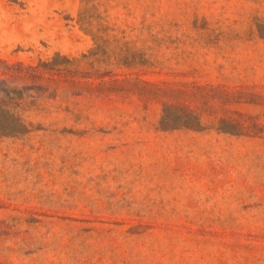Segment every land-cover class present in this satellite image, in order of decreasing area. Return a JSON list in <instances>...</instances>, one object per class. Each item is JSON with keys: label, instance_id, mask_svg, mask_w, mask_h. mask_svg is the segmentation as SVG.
<instances>
[{"label": "rangeland", "instance_id": "obj_1", "mask_svg": "<svg viewBox=\"0 0 264 264\" xmlns=\"http://www.w3.org/2000/svg\"><path fill=\"white\" fill-rule=\"evenodd\" d=\"M0 264H264V0H0Z\"/></svg>", "mask_w": 264, "mask_h": 264}]
</instances>
